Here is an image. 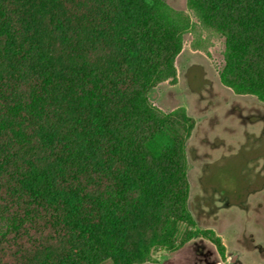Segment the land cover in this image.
<instances>
[{"label": "trees", "instance_id": "obj_1", "mask_svg": "<svg viewBox=\"0 0 264 264\" xmlns=\"http://www.w3.org/2000/svg\"><path fill=\"white\" fill-rule=\"evenodd\" d=\"M199 2V14L227 29L243 59L264 65V0ZM152 9L143 0H0L2 132L29 129L34 147L23 152L14 137L2 138L0 181L7 175L17 201L49 212L80 243L61 257L43 248L31 264H79L87 243L128 236L148 214V222L159 221L161 201L181 197L171 139L157 147L161 130L143 126L155 115L128 109L166 63L157 56L165 46ZM240 72L257 85L248 70ZM135 179L144 197L132 209L115 204V194L139 189Z\"/></svg>", "mask_w": 264, "mask_h": 264}, {"label": "rangeland", "instance_id": "obj_2", "mask_svg": "<svg viewBox=\"0 0 264 264\" xmlns=\"http://www.w3.org/2000/svg\"><path fill=\"white\" fill-rule=\"evenodd\" d=\"M143 1L163 31L157 56L166 63L135 95L137 108L128 109L136 117L155 115L142 121L144 129L161 130L157 147L171 139L184 188L180 199L161 201L159 221L148 222V214L128 236L87 243L79 264H264V65L243 59L227 29L199 14V0ZM2 133L0 141L14 137V148L34 151L29 129ZM6 179L0 181V264H31L43 248L56 257L78 249L76 237L57 228L49 212L17 201ZM135 185L132 196L114 193V203L132 209L144 197L138 179Z\"/></svg>", "mask_w": 264, "mask_h": 264}]
</instances>
